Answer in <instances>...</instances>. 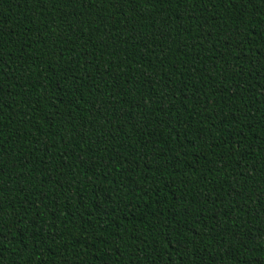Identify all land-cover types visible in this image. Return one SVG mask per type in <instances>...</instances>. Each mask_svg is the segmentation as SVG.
<instances>
[{
  "label": "trees",
  "instance_id": "obj_1",
  "mask_svg": "<svg viewBox=\"0 0 264 264\" xmlns=\"http://www.w3.org/2000/svg\"><path fill=\"white\" fill-rule=\"evenodd\" d=\"M0 264H264V0H0Z\"/></svg>",
  "mask_w": 264,
  "mask_h": 264
}]
</instances>
